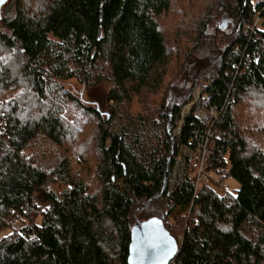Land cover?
I'll list each match as a JSON object with an SVG mask.
<instances>
[{
	"label": "trees",
	"instance_id": "obj_1",
	"mask_svg": "<svg viewBox=\"0 0 264 264\" xmlns=\"http://www.w3.org/2000/svg\"><path fill=\"white\" fill-rule=\"evenodd\" d=\"M180 2L196 12L178 8L187 31L173 41L190 45L177 68L162 20ZM1 10L0 264H126L132 226L151 218L177 243L171 264H264V0H9ZM199 79L194 109L215 113H191L173 136ZM70 80L105 85L108 112ZM134 100L142 112L122 122L116 108ZM38 135L63 155L37 164ZM205 142V171L238 188L219 194L185 168L170 189L179 148Z\"/></svg>",
	"mask_w": 264,
	"mask_h": 264
},
{
	"label": "rangeland",
	"instance_id": "obj_2",
	"mask_svg": "<svg viewBox=\"0 0 264 264\" xmlns=\"http://www.w3.org/2000/svg\"><path fill=\"white\" fill-rule=\"evenodd\" d=\"M179 6L181 9L183 8L188 9L187 13H189L191 19H194L195 12H196V9H193L192 6L188 4V2H180L177 5V13H176V10L173 9L168 15H165L163 17L162 25L164 27L165 32L170 36V40L167 43H168V46H171L170 52L172 55V60L174 62V66L175 67L177 66V68L179 67L181 68L182 63L177 62L175 59L177 58V59H181V61H184V57L186 55L185 54L186 52L184 51V46H185L184 44L190 45L188 42V39H185V38H181V39L177 38V40H179L178 46L173 41V38L175 37V35L177 34L179 30H181L180 32H178L179 34H183V32L186 33L187 31V30L184 31L185 30L184 28H180L182 17L180 15L179 16L177 15L178 13L179 14L181 13V11H178ZM190 7L192 8V12L191 10H189ZM3 11L4 10H1L0 12L3 13ZM189 23L190 21L188 22L187 25H189ZM189 27H192V25H190ZM172 46H175V50L172 49ZM207 54L209 56H212L209 50H207ZM198 58H200V56H198ZM98 66L99 65H96L92 71L94 76H96L101 71V67H98ZM204 86H205L204 79H199L191 92V101L180 108L182 120L180 121L178 120L179 122L177 123V128H175L172 132L173 136L176 135L175 134L176 130L179 131L183 123V119H185L192 112H195V111L206 112L203 114L207 117L213 114V113H208V112H211L208 109H199V110L194 109V106L200 103V99H202V97L200 96H201ZM66 87L73 93V95L78 96L80 100L84 102L85 104L98 106L104 112H108L107 108L105 107V103L103 101V95H104L105 90L107 89L105 85L102 84L99 86H92L89 89H84V87L80 85L77 81L70 80L69 82L66 83ZM156 98L157 97L143 98V100H145L146 102H149L150 104V102L153 103V101ZM108 106L114 107L115 105L110 103L108 104ZM116 111L118 112V115H120L121 118L123 116L122 122H124L126 117L128 118L130 117L131 119L136 120V116L138 112H142V109H140V104L136 102V100H134L130 108H128L127 103H123L121 106L116 108ZM183 116L185 117L183 118ZM90 130H91V127L87 125L84 134H86L87 132L90 133ZM29 150L34 152L35 155L37 156V160H36L37 164H44L43 162L46 163L51 158H55L60 155L61 156L63 155L61 149L57 148L49 139H47L46 137L42 135H38L32 142H30ZM187 153L188 152L183 151L179 154V156L177 155L175 156V159L177 160V163H178L177 169L175 170V172L177 171L179 175L181 172H183L182 175H184L185 169L183 171V167H181V164H182L183 158L187 157L188 155ZM46 164L49 165V163H46ZM173 171H174V168H173ZM191 172H192V175L195 176L194 179L198 185L202 184L203 182H206L204 184L210 185L219 194H221V190H225V189L233 190V189L238 188L237 183L230 178H228L227 180H220L213 174L211 173L208 174L206 171L204 172V174H199L197 171L196 172L191 171ZM177 182L178 181L176 182L172 181V178H171V181L169 183V188L171 189ZM177 219L178 218H176L175 213H172L167 218V226L169 229L173 231L175 235H179L180 233L179 227L180 225H182V221H180V219L179 220ZM177 222L178 224H176Z\"/></svg>",
	"mask_w": 264,
	"mask_h": 264
},
{
	"label": "water",
	"instance_id": "obj_3",
	"mask_svg": "<svg viewBox=\"0 0 264 264\" xmlns=\"http://www.w3.org/2000/svg\"><path fill=\"white\" fill-rule=\"evenodd\" d=\"M8 1L0 3V9ZM177 251L176 241L159 219L136 221L131 228L126 264H171Z\"/></svg>",
	"mask_w": 264,
	"mask_h": 264
},
{
	"label": "built area",
	"instance_id": "obj_4",
	"mask_svg": "<svg viewBox=\"0 0 264 264\" xmlns=\"http://www.w3.org/2000/svg\"><path fill=\"white\" fill-rule=\"evenodd\" d=\"M209 111L211 112H208V113H213V114L215 113L213 109H209ZM203 113H206V112H198V111L192 112L193 116L202 122H207L211 120V118L213 117V114L207 117ZM179 131L176 130L175 134L176 135L179 134ZM183 151L188 152L187 157L183 158V161L181 164V167H183V171L186 168L187 170L194 171V172L197 171L199 174H204L205 168L207 167V156L209 153L206 142L204 144L198 143L196 146V150L194 151H190L186 148L180 147L178 150L177 156H179V154ZM187 158L189 159V161L186 165L185 159ZM177 164H178L177 160L175 159V165H174V171H173V177H172V181L174 182L181 181V179L183 178V175H182L183 172H181L180 175L177 173V171L175 172V170L177 169Z\"/></svg>",
	"mask_w": 264,
	"mask_h": 264
},
{
	"label": "snow or ice",
	"instance_id": "obj_5",
	"mask_svg": "<svg viewBox=\"0 0 264 264\" xmlns=\"http://www.w3.org/2000/svg\"><path fill=\"white\" fill-rule=\"evenodd\" d=\"M4 2V0H0V3H3Z\"/></svg>",
	"mask_w": 264,
	"mask_h": 264
}]
</instances>
